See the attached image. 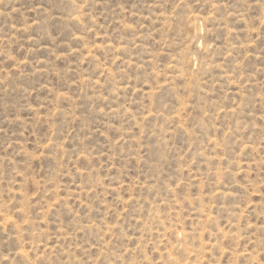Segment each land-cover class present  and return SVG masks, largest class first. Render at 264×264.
I'll return each mask as SVG.
<instances>
[{
	"label": "rangeland",
	"instance_id": "374dc122",
	"mask_svg": "<svg viewBox=\"0 0 264 264\" xmlns=\"http://www.w3.org/2000/svg\"><path fill=\"white\" fill-rule=\"evenodd\" d=\"M0 264H264V0H0Z\"/></svg>",
	"mask_w": 264,
	"mask_h": 264
}]
</instances>
